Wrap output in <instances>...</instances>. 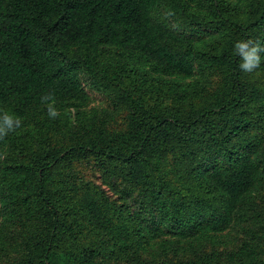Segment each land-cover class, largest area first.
<instances>
[{"label":"trees","instance_id":"obj_1","mask_svg":"<svg viewBox=\"0 0 264 264\" xmlns=\"http://www.w3.org/2000/svg\"><path fill=\"white\" fill-rule=\"evenodd\" d=\"M203 1L200 14L188 0H0V110L23 121L0 140V214L18 230L7 264H143L167 238L186 252L237 219L248 241L226 259L264 264V52L251 74L234 54L264 46V0ZM197 73L216 85L167 103ZM87 87L121 125L50 121L43 94L79 114Z\"/></svg>","mask_w":264,"mask_h":264},{"label":"rangeland","instance_id":"obj_2","mask_svg":"<svg viewBox=\"0 0 264 264\" xmlns=\"http://www.w3.org/2000/svg\"><path fill=\"white\" fill-rule=\"evenodd\" d=\"M190 8L196 13L204 12L203 0H188ZM233 3H237V0H231ZM176 84L167 86L165 92H170L167 103H176L181 101L182 93L190 89V94L193 95L194 90L209 91L216 85L215 77H206L200 73H197L194 77L189 79L174 78ZM88 100L84 103V107L80 110L79 114L76 111L60 113L58 120L60 123H74L77 121H93L95 119L104 118L108 122L111 128L118 127L122 123V113L115 111L107 98L103 95L91 90L87 87ZM175 93V94H174ZM185 95V94H184ZM52 123H55L50 119ZM252 199L257 204L259 210H264V188L257 186L256 191L252 193ZM7 218L0 214V264H7L10 259L14 257L15 243L18 240L17 228L12 225ZM250 224L242 222L237 219L233 226L222 234L212 236H202L187 246V251L175 250V243H172V238H167L166 246L169 247V251L165 252L162 247H155L154 251L145 254V260L143 264H171L173 259L190 258L194 254H198L201 251L207 253H215L221 255L220 264H231L226 255L230 253H237L241 245L248 241L247 231ZM186 253V255H185ZM185 255V257H184ZM112 264H129L127 261L113 262Z\"/></svg>","mask_w":264,"mask_h":264},{"label":"clouds","instance_id":"obj_3","mask_svg":"<svg viewBox=\"0 0 264 264\" xmlns=\"http://www.w3.org/2000/svg\"><path fill=\"white\" fill-rule=\"evenodd\" d=\"M171 15V13H169ZM264 46L260 41L240 40L234 44V54L239 57V69L243 73L251 74L261 67ZM41 103L46 106L47 115L50 119H57L60 111L56 108L54 93H45L41 96ZM23 126L20 117L11 114L8 110H0V140L5 139L10 133H15ZM6 154H0L3 159Z\"/></svg>","mask_w":264,"mask_h":264}]
</instances>
